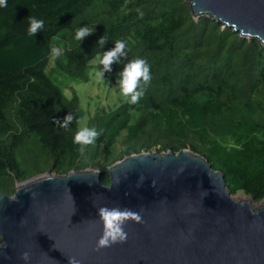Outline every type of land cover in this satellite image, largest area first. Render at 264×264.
I'll use <instances>...</instances> for the list:
<instances>
[{
    "label": "trees",
    "instance_id": "trees-1",
    "mask_svg": "<svg viewBox=\"0 0 264 264\" xmlns=\"http://www.w3.org/2000/svg\"><path fill=\"white\" fill-rule=\"evenodd\" d=\"M28 17L45 21L35 38L26 34ZM85 25L95 31L79 44L75 31ZM116 40L126 41L127 56L106 80L116 83L134 58L146 59L152 79L139 103L93 117L100 136L87 159L73 143L77 96L65 97L46 72L49 52L63 43L55 68L85 81L90 62ZM68 112L75 119L65 130L54 120ZM31 135L47 153L46 172L99 169L105 184L106 168L124 156L187 148L224 175L231 194L257 203L264 198V45L210 16H192L187 0H7L0 7V192L11 195L16 182L45 172L17 157Z\"/></svg>",
    "mask_w": 264,
    "mask_h": 264
},
{
    "label": "water",
    "instance_id": "water-1",
    "mask_svg": "<svg viewBox=\"0 0 264 264\" xmlns=\"http://www.w3.org/2000/svg\"><path fill=\"white\" fill-rule=\"evenodd\" d=\"M192 16H210L264 45V0H187ZM103 170L43 172L0 192V264H264V203L232 198L224 175L202 155L132 153ZM127 208L125 243L95 251L98 209Z\"/></svg>",
    "mask_w": 264,
    "mask_h": 264
},
{
    "label": "clouds",
    "instance_id": "clouds-1",
    "mask_svg": "<svg viewBox=\"0 0 264 264\" xmlns=\"http://www.w3.org/2000/svg\"><path fill=\"white\" fill-rule=\"evenodd\" d=\"M0 7H7V0H0ZM141 16L142 12L139 13ZM95 26V25H94ZM81 26L75 31V40L80 42L87 36L91 35L95 31V27ZM45 28V21L36 17H28V26L26 34L29 37L35 38L38 33H41ZM107 37L102 35L97 39V45L101 48L107 42ZM128 45L124 40H116L114 47L104 51L102 55H97L93 59L95 65V77L96 82L105 83V72L112 71V65L114 63H120L121 58L127 56ZM49 54L58 59L64 54V50L61 47L50 48ZM97 65H101L102 68H98ZM151 70L150 65L144 58H134L124 63L122 70L118 73V79L116 84L119 85V94L125 102L130 104H137L141 98L145 95L147 86L151 82ZM75 117L71 112H68L63 119H55L54 122L59 127L69 130V126L74 121ZM100 136V132L91 126H81L73 135V143L78 145V152L83 154L89 145L95 143L96 139ZM99 219L103 224V232L96 242L95 251H99L102 248L110 247L113 244L125 243L128 238L127 232L124 230V226L127 221L132 220L137 223H142V218L139 212L131 211L127 208L120 209L119 207H106L103 206L98 209ZM20 259L25 261V264L30 259V253L24 251L20 254ZM69 264H80V261L75 257H68Z\"/></svg>",
    "mask_w": 264,
    "mask_h": 264
},
{
    "label": "rangeland",
    "instance_id": "rangeland-1",
    "mask_svg": "<svg viewBox=\"0 0 264 264\" xmlns=\"http://www.w3.org/2000/svg\"><path fill=\"white\" fill-rule=\"evenodd\" d=\"M62 44L54 42L52 47L58 46L63 49ZM90 64L88 79L85 81L70 77L55 68V59L51 55L49 56L46 66V72L50 75L52 81L60 87L65 97L71 98L73 95L77 96L78 107L81 113L78 127H93L92 120L96 114L103 110L110 111L125 101L119 94L118 84L110 82L109 80L99 84L96 82L93 60ZM97 67L102 68L101 65H97ZM124 140L125 132L123 131L121 136L116 140L115 146L117 148L120 147ZM152 150H155V148H152ZM16 154L20 162H22L28 170H37L38 172L47 171L48 163L45 159L47 153H45L38 140L35 139V135H31V140L28 145L21 149L19 148ZM83 154L87 159H90V153L87 150ZM240 194L250 198L242 191H237L235 194H232V196L236 199L240 198ZM261 203H264V198L253 204L256 206Z\"/></svg>",
    "mask_w": 264,
    "mask_h": 264
},
{
    "label": "bare ground",
    "instance_id": "bare-ground-1",
    "mask_svg": "<svg viewBox=\"0 0 264 264\" xmlns=\"http://www.w3.org/2000/svg\"><path fill=\"white\" fill-rule=\"evenodd\" d=\"M239 197L240 198H236V200H238V201H241V202H246V201H250V199L248 198V197H245V196H243V195H239ZM232 198H233V196H232ZM262 204V203H261ZM252 206H254L255 207V205L252 203ZM257 206V205H256Z\"/></svg>",
    "mask_w": 264,
    "mask_h": 264
}]
</instances>
